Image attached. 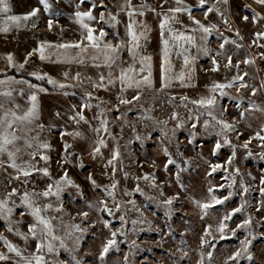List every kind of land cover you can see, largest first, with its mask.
Returning a JSON list of instances; mask_svg holds the SVG:
<instances>
[{
	"label": "rangeland",
	"instance_id": "rangeland-1",
	"mask_svg": "<svg viewBox=\"0 0 264 264\" xmlns=\"http://www.w3.org/2000/svg\"><path fill=\"white\" fill-rule=\"evenodd\" d=\"M23 4L42 14L34 80L55 90L14 76L32 86L0 96V264H264V0H184L198 84L128 92L50 62V41L98 27L125 67L114 20Z\"/></svg>",
	"mask_w": 264,
	"mask_h": 264
},
{
	"label": "crops",
	"instance_id": "crops-1",
	"mask_svg": "<svg viewBox=\"0 0 264 264\" xmlns=\"http://www.w3.org/2000/svg\"><path fill=\"white\" fill-rule=\"evenodd\" d=\"M25 1L0 0V74L13 70L31 79H39L46 61L42 55L43 33L31 28L32 21L41 19L42 14L36 4L31 11L23 4ZM53 1L57 4L56 10L66 13L67 19L73 14L72 6L79 4L84 14H92L97 19L106 18L110 22L114 20L118 29L114 33L124 40L130 56L125 67H115L116 48L102 42L106 32L101 33L97 27L95 35L98 39L50 41V62L54 67L71 65L108 69L109 73L114 71L117 84L124 92L140 89L179 91L192 89L198 84L200 54L197 48L200 39L184 0ZM91 4L97 8L96 12L91 10ZM72 34L73 29L62 35L68 37ZM30 86L26 79L3 76L0 77V96L20 93Z\"/></svg>",
	"mask_w": 264,
	"mask_h": 264
},
{
	"label": "built area",
	"instance_id": "built-area-1",
	"mask_svg": "<svg viewBox=\"0 0 264 264\" xmlns=\"http://www.w3.org/2000/svg\"><path fill=\"white\" fill-rule=\"evenodd\" d=\"M128 61V53L126 52V50H122L121 51V57L119 58V62L121 63L120 65H125L126 62ZM69 196L67 195L66 192H62L61 194V205L66 209V207H68L69 204ZM56 257L58 259H63V256L61 254H57Z\"/></svg>",
	"mask_w": 264,
	"mask_h": 264
},
{
	"label": "trees",
	"instance_id": "trees-1",
	"mask_svg": "<svg viewBox=\"0 0 264 264\" xmlns=\"http://www.w3.org/2000/svg\"><path fill=\"white\" fill-rule=\"evenodd\" d=\"M8 75H13V76H16V77H23V78L28 79L27 77H24V76H22V75H19V74L15 73L14 71H10V72H8V73H6V74H4V75H1V74H0V76H8ZM28 80H30V82H33V83L35 82V83H38V84L44 85L45 87H47V88H48L49 90H51V91L55 90V89H53V88L47 86V83H46L45 81H37V80H34V79H28Z\"/></svg>",
	"mask_w": 264,
	"mask_h": 264
},
{
	"label": "water",
	"instance_id": "water-1",
	"mask_svg": "<svg viewBox=\"0 0 264 264\" xmlns=\"http://www.w3.org/2000/svg\"><path fill=\"white\" fill-rule=\"evenodd\" d=\"M7 174L6 175H9V173H8V171H5ZM9 176H11V175H9ZM12 178H14V179H16V180H18V178L17 177H14V176H11Z\"/></svg>",
	"mask_w": 264,
	"mask_h": 264
}]
</instances>
